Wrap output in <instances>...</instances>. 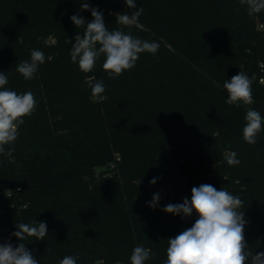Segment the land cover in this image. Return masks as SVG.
<instances>
[{
	"label": "trees",
	"instance_id": "trees-1",
	"mask_svg": "<svg viewBox=\"0 0 264 264\" xmlns=\"http://www.w3.org/2000/svg\"><path fill=\"white\" fill-rule=\"evenodd\" d=\"M98 2L106 27L125 32L116 14L143 7L131 35L160 45L114 79L103 56L87 73L71 61V43L86 26L76 28L70 17L92 20L80 9L84 0H0L5 87L31 91L37 101L6 146L14 147L13 156L0 154L1 243H24L39 264L66 256L78 257L76 264H131L137 245L154 253L145 264H164L168 239L198 216L162 209L211 184L241 198L248 250L264 251V130L254 145L243 139L247 110L264 117V31L258 28L264 11L249 15L240 0H211L197 22L172 0H135V9L124 0ZM33 49L44 53L45 63L25 80L16 65L30 61ZM240 71L253 81L254 103L228 105L224 82ZM93 77L106 86L102 99L92 95ZM233 151L240 163L230 166ZM156 193L158 206L151 208ZM36 221L47 225L43 241L11 235L16 224Z\"/></svg>",
	"mask_w": 264,
	"mask_h": 264
},
{
	"label": "clouds",
	"instance_id": "clouds-1",
	"mask_svg": "<svg viewBox=\"0 0 264 264\" xmlns=\"http://www.w3.org/2000/svg\"><path fill=\"white\" fill-rule=\"evenodd\" d=\"M129 9H135V0H124ZM242 5H247L249 15L264 11V0H240ZM80 9L90 11L92 20L86 22L80 15H73L70 20L76 28L85 27L81 35L75 37L72 44L70 58L77 63L79 69L85 73L91 72L97 60L103 56V69L109 79L122 75L131 70L141 53L156 54L159 43L142 40L131 35V27L139 26L138 21L143 14V7L136 11L116 14V22L126 26L129 31L121 29L109 30L104 21L103 12L88 3L80 4ZM45 63L42 51L33 49L30 61H22L16 65V71L25 80H31L37 73L39 65ZM8 77L0 72V154L9 158L13 156L14 147L11 146L19 136V127L24 124V118L31 116L35 111L37 101L31 91L18 94L5 87ZM252 79L243 71L224 82L227 90L228 105L254 103L252 96ZM89 87L93 97L104 98L102 94L106 86L102 81L90 78ZM246 124L243 127V139L246 143L254 145L258 134L264 130V117L254 109H248L245 116ZM237 153L231 152L227 156L228 165H238ZM156 178L150 181L155 184ZM19 191V189H17ZM12 191L8 190L10 196ZM159 193L153 195L148 206H158ZM243 201L239 196H234L227 189L217 190L211 184H201L191 189V199L184 198L182 203L164 206L165 213L183 218L191 217L193 212L198 219L192 227L182 231L174 238L168 239L166 250L167 259L164 264H247L251 257V264H264V251L253 254L245 240L244 229L247 221L244 219ZM16 231L11 233L20 241L27 237H35L43 241L48 234L45 222L16 224ZM154 253L151 249L141 245L134 247L130 261L131 264H145ZM78 257L66 256L59 264H76ZM0 264H39V261L29 251L24 243L16 246L9 243L0 244ZM97 264H103L98 261Z\"/></svg>",
	"mask_w": 264,
	"mask_h": 264
},
{
	"label": "rangeland",
	"instance_id": "rangeland-1",
	"mask_svg": "<svg viewBox=\"0 0 264 264\" xmlns=\"http://www.w3.org/2000/svg\"><path fill=\"white\" fill-rule=\"evenodd\" d=\"M86 3L92 7H98L100 2L98 0H84ZM173 4L177 8L183 9L187 14L191 15L195 21L203 22L205 18V13L210 8L211 0H172ZM90 6V7H91ZM56 40L55 38L53 39ZM231 80V79H229ZM10 240V239H9Z\"/></svg>",
	"mask_w": 264,
	"mask_h": 264
},
{
	"label": "built area",
	"instance_id": "built-area-1",
	"mask_svg": "<svg viewBox=\"0 0 264 264\" xmlns=\"http://www.w3.org/2000/svg\"><path fill=\"white\" fill-rule=\"evenodd\" d=\"M258 28H259L260 30L264 31V21H260V22H258ZM260 81L264 83V76L260 78ZM19 189H21V188H19ZM8 190L12 191V194L14 193V189H13L12 187H7L6 190H5L7 195H8ZM12 194H11V195H12ZM11 195H10V196H11ZM2 241H3V240H2ZM8 241H9V239H4V242H8ZM0 244H2L1 241H0ZM25 247H26L29 251H31L27 245H25ZM34 257H35V256H34ZM35 258H36V257H35ZM36 259H37V258H36ZM37 260H38V259H37ZM117 264H120V263H117Z\"/></svg>",
	"mask_w": 264,
	"mask_h": 264
}]
</instances>
